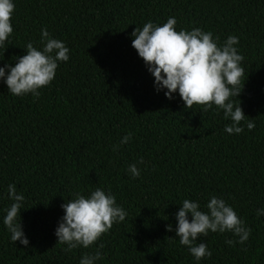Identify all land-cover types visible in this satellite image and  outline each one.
I'll return each mask as SVG.
<instances>
[{
  "label": "trees",
  "instance_id": "16d2710c",
  "mask_svg": "<svg viewBox=\"0 0 264 264\" xmlns=\"http://www.w3.org/2000/svg\"><path fill=\"white\" fill-rule=\"evenodd\" d=\"M14 4L0 66L14 65L29 41L40 47L41 28L70 52L39 98L14 96L0 80V218L13 183L25 196L20 220L29 240L28 247L12 243L0 219V264H79L99 244L103 258L96 264H264V216L256 215L264 208V0ZM169 17L177 31L199 27L218 43L238 37L242 89L231 99L246 116L241 125L254 121L251 130L228 134L231 121L215 105L185 108L178 94L169 100L154 90L130 34ZM127 134L130 142L120 144ZM129 164L141 169L138 178L126 171ZM97 187L114 194L127 215L89 248L65 252L54 235L60 205ZM211 195L231 205L251 233L233 246L225 243L238 239L231 232L199 236L212 255L196 262L175 237V213L183 199L203 209Z\"/></svg>",
  "mask_w": 264,
  "mask_h": 264
},
{
  "label": "clouds",
  "instance_id": "9594fccd",
  "mask_svg": "<svg viewBox=\"0 0 264 264\" xmlns=\"http://www.w3.org/2000/svg\"><path fill=\"white\" fill-rule=\"evenodd\" d=\"M14 8V0H0V47L12 34L10 18ZM176 24L175 17L167 18L160 25L147 21L142 28L135 27L130 34L133 37L131 46L154 78V90L163 91L169 100L174 99V93L178 94L185 108L197 104L203 105L206 111L215 105L223 111V117L231 121L224 127L228 134H240L245 126L251 130L255 126L254 121L249 119L241 125L246 116L239 103L231 99L237 98L242 89L243 57L236 47L238 37L229 35L223 43H218L219 38L214 37L211 31L199 27L177 31ZM40 44L36 47L29 41L23 48L25 54L15 57L14 65L5 63L0 66V80L12 95L31 94L39 98V89L53 81L59 63L69 60L70 49L62 40L51 36L46 28L40 30ZM130 140L131 135L127 134L121 138L120 144ZM137 163L143 164V158ZM126 171L132 178L141 174L137 164H129ZM6 191L11 203L2 210L5 214L0 219L10 234V241L14 244L19 241L20 245L28 247L29 240L20 220L25 196L13 183L7 185ZM60 207L63 215L58 219L54 235L57 242L66 245L65 252L89 248L127 215L126 210L116 203L115 195L100 187L87 196L77 192ZM256 215L264 216V208L257 209ZM175 220V237H179V244L186 246L196 262L212 255L206 243L196 242L199 236H207L209 232H231L238 239H229L225 243L233 246L244 244L251 233L233 207L215 195L208 198L203 209L198 201L183 199ZM166 230L172 231V225H166ZM102 248L103 244H99L93 253L82 254L79 264H96L103 258Z\"/></svg>",
  "mask_w": 264,
  "mask_h": 264
}]
</instances>
